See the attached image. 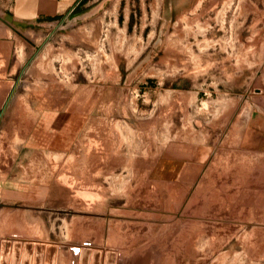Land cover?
Instances as JSON below:
<instances>
[{
	"label": "rangeland",
	"instance_id": "374dc122",
	"mask_svg": "<svg viewBox=\"0 0 264 264\" xmlns=\"http://www.w3.org/2000/svg\"><path fill=\"white\" fill-rule=\"evenodd\" d=\"M49 262L264 264V0L0 6V264Z\"/></svg>",
	"mask_w": 264,
	"mask_h": 264
},
{
	"label": "crops",
	"instance_id": "0c3cea01",
	"mask_svg": "<svg viewBox=\"0 0 264 264\" xmlns=\"http://www.w3.org/2000/svg\"><path fill=\"white\" fill-rule=\"evenodd\" d=\"M79 0H0L1 8L10 14V18L21 24H29L42 20H53L65 17ZM19 241L26 239L24 235H16ZM50 250H55L54 248ZM54 254V251H53ZM53 264V262H49ZM55 264V263H54ZM83 264H88L87 262ZM112 264V263H108Z\"/></svg>",
	"mask_w": 264,
	"mask_h": 264
},
{
	"label": "water",
	"instance_id": "95a60500",
	"mask_svg": "<svg viewBox=\"0 0 264 264\" xmlns=\"http://www.w3.org/2000/svg\"><path fill=\"white\" fill-rule=\"evenodd\" d=\"M112 254H113L112 256L114 257V252ZM110 263L114 264V262H110Z\"/></svg>",
	"mask_w": 264,
	"mask_h": 264
},
{
	"label": "bare ground",
	"instance_id": "6f19581e",
	"mask_svg": "<svg viewBox=\"0 0 264 264\" xmlns=\"http://www.w3.org/2000/svg\"><path fill=\"white\" fill-rule=\"evenodd\" d=\"M21 110V109H20ZM26 126V125H25ZM39 142V141H38ZM217 178V177H216ZM231 180V179H230ZM263 184V183H262Z\"/></svg>",
	"mask_w": 264,
	"mask_h": 264
}]
</instances>
